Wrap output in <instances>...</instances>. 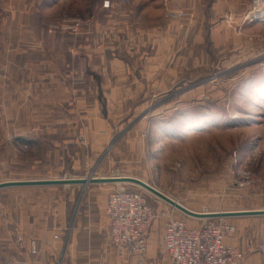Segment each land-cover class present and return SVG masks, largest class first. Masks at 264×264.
Masks as SVG:
<instances>
[{
    "label": "crops",
    "instance_id": "0c3cea01",
    "mask_svg": "<svg viewBox=\"0 0 264 264\" xmlns=\"http://www.w3.org/2000/svg\"><path fill=\"white\" fill-rule=\"evenodd\" d=\"M171 3L194 18L168 21L160 0H130L127 5L116 3V21H102L100 34L93 33L98 28L93 21V34H40L35 46L28 38L0 37V183L38 180L21 178V172L45 162L61 168V145L70 147L79 136L94 147V156L98 151L97 158L113 134L112 108L135 118L141 117L142 106L168 104L169 98L154 105L158 100L138 97L140 92L167 94L180 74L202 64L207 42L219 49L216 21L231 8L227 0ZM77 81L83 82L72 84ZM128 106L133 109L125 114ZM55 150L57 159L47 162L45 157ZM96 158L87 159L93 165ZM72 160L75 168V155ZM93 185H79L81 194L68 197L61 196L58 185L1 189L0 264L106 263L111 241L108 196L94 193L99 187ZM19 236L23 247L17 243ZM31 240L37 242L35 255ZM226 242L236 247L245 243L235 235ZM161 246L167 258L163 239ZM156 250L157 242L148 240L146 264H152L149 251L154 255ZM262 252L244 264H264ZM131 262L138 264V258Z\"/></svg>",
    "mask_w": 264,
    "mask_h": 264
},
{
    "label": "rangeland",
    "instance_id": "374dc122",
    "mask_svg": "<svg viewBox=\"0 0 264 264\" xmlns=\"http://www.w3.org/2000/svg\"><path fill=\"white\" fill-rule=\"evenodd\" d=\"M105 1L110 2L109 8H103ZM227 1L230 10H226L227 14L222 12L216 21L220 29V48L207 42L203 60H199L202 64L180 74L167 94L140 92L138 97L158 100L154 105L160 98H169L167 105L147 109L142 106L141 117L135 118L120 116L121 111L112 108L108 113L114 122H111L113 134L97 158L98 151L94 156V147L79 136L74 145H61V168L45 162L42 167L22 171L25 177L21 178L133 177L195 212L264 210V24L247 23L248 15L255 13L253 0ZM171 2L165 5L160 0L168 21L194 18L192 12L173 9ZM116 3L127 5L130 0H0V37L8 35L13 41L28 38L35 46V38L40 34L89 35L93 21L98 23L93 33L100 34L102 21H116ZM169 11H182L187 15L170 19ZM76 21L85 25L75 32ZM105 25L107 28L108 22ZM109 27L115 30V25ZM82 82L72 84L79 86ZM132 109L128 106L124 113ZM47 155V162L57 159L56 150ZM73 155L76 156L75 168ZM88 157L96 158L93 165ZM58 186H61L57 191L62 197L81 194L79 185ZM92 187L101 188L94 193L108 197L121 189L146 195L156 212L148 235L150 242L151 239L157 242L155 254L148 253L152 264H169V260L163 258L161 246L166 223L183 217L191 226H197L202 220L184 215L133 184ZM234 218L218 220L234 226L235 232L230 237L235 235L245 242L241 247L231 245L244 253V264L249 256L263 253L264 216ZM32 242L37 246V242L31 240L30 248ZM111 245L109 241L108 256L104 254L108 259L102 264H134L132 258L121 261ZM95 256L97 253L93 252L92 257Z\"/></svg>",
    "mask_w": 264,
    "mask_h": 264
},
{
    "label": "built area",
    "instance_id": "2783aa9c",
    "mask_svg": "<svg viewBox=\"0 0 264 264\" xmlns=\"http://www.w3.org/2000/svg\"><path fill=\"white\" fill-rule=\"evenodd\" d=\"M170 0H163L168 4ZM105 1L103 8H109ZM255 13L248 15L247 23L264 24V0H253ZM187 14L182 11H169L170 19H179ZM75 22V32L84 26ZM107 218L111 244L121 259L138 258V264H145L148 251V235L155 220V209L146 195L140 192L116 190L110 193L107 204ZM197 226H191L185 218L171 220L163 229L165 254L172 264H242L243 252L227 244L235 228L218 219H202ZM17 243L23 247V238ZM33 254L37 252L34 242ZM24 264V263H16Z\"/></svg>",
    "mask_w": 264,
    "mask_h": 264
},
{
    "label": "water",
    "instance_id": "95a60500",
    "mask_svg": "<svg viewBox=\"0 0 264 264\" xmlns=\"http://www.w3.org/2000/svg\"><path fill=\"white\" fill-rule=\"evenodd\" d=\"M110 183H129L140 187L149 194L164 201L173 208L179 210L184 215L196 219H219L232 218L240 216H264V210L257 211H237V212H213L199 213L192 211L180 204L178 201L170 198L159 190L155 189L148 183L133 177H113V178H81V179H61V180H26V181H10L0 183V190L9 187H31V186H56V185H84L90 184H110Z\"/></svg>",
    "mask_w": 264,
    "mask_h": 264
}]
</instances>
